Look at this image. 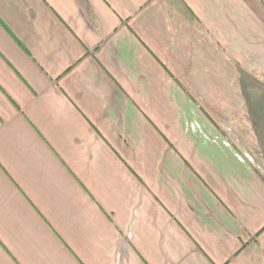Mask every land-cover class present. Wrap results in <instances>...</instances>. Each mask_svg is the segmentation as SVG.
I'll use <instances>...</instances> for the list:
<instances>
[{
  "label": "crops",
  "instance_id": "crops-1",
  "mask_svg": "<svg viewBox=\"0 0 264 264\" xmlns=\"http://www.w3.org/2000/svg\"><path fill=\"white\" fill-rule=\"evenodd\" d=\"M0 264H264V0H0Z\"/></svg>",
  "mask_w": 264,
  "mask_h": 264
}]
</instances>
